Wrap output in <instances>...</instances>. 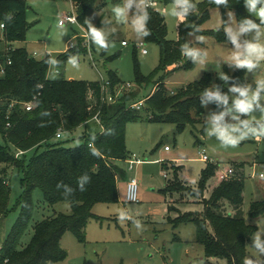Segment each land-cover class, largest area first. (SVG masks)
<instances>
[{
	"label": "trees",
	"instance_id": "1",
	"mask_svg": "<svg viewBox=\"0 0 264 264\" xmlns=\"http://www.w3.org/2000/svg\"><path fill=\"white\" fill-rule=\"evenodd\" d=\"M82 24L98 0H69ZM174 2V0H164ZM197 11L193 10L188 20L179 22L177 39L168 37L165 16L156 9L147 8L149 19L146 26L150 34L143 36L144 42H153L160 47V63L150 75H144L136 60L135 81L141 86L148 84L157 76L154 91L144 101L143 107L152 122L174 123L178 131L188 125L203 121L206 105L213 104L220 110L227 105L210 100L204 103V92L219 89L228 95L232 86L247 87V68L226 65L227 83L219 79L213 87L210 74L202 80L182 86L176 92L169 90L165 71L174 65V70L190 68L194 58L185 56L184 44L191 46L189 36H212L219 42L229 43L225 24L218 29H205L204 23L210 18L213 8L226 12L233 10L240 24L244 19H253L244 0H229L228 7H217L210 0L196 1ZM28 4L26 0H0V24H4L3 41L5 50H0V162L13 164L22 172L24 192L17 200L15 208L20 214L8 237L1 242L0 264H51L65 259L68 252L61 241L67 231L73 232L80 242L86 241L87 224L98 218L93 209L97 203H116L119 201V178H126V170L117 161L130 157L127 149V124L144 118L142 107H132L139 100L138 91L121 88L123 80L117 71L110 69L107 79L116 97L114 102L103 101L102 81L68 79L63 74L49 75L50 55L36 58L26 46H15L16 42L27 40ZM11 16L12 21H7ZM192 22V26L188 23ZM204 45V41H200ZM94 47V40H91ZM86 48L75 45L62 53L57 60L59 65L74 57L76 52ZM137 48H135L134 53ZM119 54L110 56V59ZM3 70V71H2ZM164 73V74H163ZM121 88V89H120ZM237 96L238 93H235ZM28 103L32 109L27 110ZM99 114L102 131L96 135L84 134L83 141L77 146L67 147L64 141H53L62 130L73 132L94 120ZM245 119V118H243ZM60 140V139H59ZM12 145L20 156L10 150ZM44 147L43 150H40ZM34 150L27 160L26 154ZM173 179L168 181L164 193H189L205 196L209 181L216 176L220 164L208 162L200 173L196 185L182 177L183 166L172 162ZM233 174L220 180L209 197L202 200V211L180 213L170 221L178 226L193 222L197 227V241L205 249V264H216L210 258H225L228 264H244L251 238L257 233L258 226L248 223L242 210L245 190V162L232 163ZM166 167V166H164ZM87 176V180H81ZM43 192L49 205L67 201L70 213H56L32 224L34 216L33 191ZM11 186L9 179L0 174V226L11 212ZM169 205L168 211H172ZM232 210V211H231ZM249 215L253 218L264 215V198L250 205ZM34 233L28 243L24 236L30 226Z\"/></svg>",
	"mask_w": 264,
	"mask_h": 264
},
{
	"label": "rangeland",
	"instance_id": "2",
	"mask_svg": "<svg viewBox=\"0 0 264 264\" xmlns=\"http://www.w3.org/2000/svg\"><path fill=\"white\" fill-rule=\"evenodd\" d=\"M147 1L145 0V3ZM155 1L157 5L154 9L159 10L166 18L168 37L177 39L179 21L170 14L174 2ZM26 2L29 6L26 31L28 50L36 58L50 55L49 75L51 77L63 74L68 79L103 81L108 80L107 72L112 69L119 73L124 82L121 88L138 91L139 101H145L154 91L156 82L161 76L141 86L135 81L136 60L144 75H150L160 63L158 44L145 42L148 54H143L135 46L136 42L144 41L143 36L133 30L131 23L136 12L135 4L139 0H135L126 22L118 21L112 12L115 5H122L125 0H98L96 7L88 12L84 23L80 25L66 23L63 29L59 27V21L65 14L74 10L71 1L26 0ZM229 11L233 13L231 18L228 16ZM229 11L224 17L220 8H213L203 28L218 29L224 24L225 28L239 25L236 13L233 10ZM249 14L258 19L255 13L249 12ZM89 21L93 26L105 31L109 42L108 48H99L95 42L94 47L87 45L86 34L89 33ZM255 34L256 30L242 33L239 36L240 44L254 40ZM198 37L200 36L194 34L189 36L191 46L199 49L201 56L207 52V57L204 63L194 59L190 68L174 70V66L177 65L167 68L165 74L163 73L164 81L172 92H176L189 83L198 82L208 74L213 78L212 88H214L218 79L223 80L219 74H226V65L230 70L238 67L224 59L235 51V45L232 42L222 43L212 36H203L204 40H199ZM0 38H3L1 28ZM89 39L92 40L90 36ZM261 39L264 40V35ZM124 40L128 43L127 45H123ZM200 41H204V45ZM77 44L86 50L76 52L74 57L59 65L58 57ZM22 45L26 44L15 43V46ZM135 48L137 52L134 53ZM5 49L6 44L2 41L0 50ZM116 54L119 56L110 59V56ZM73 59H80V61L73 64ZM56 70L60 71V74H57ZM261 78H264V62L252 70L247 69V87L251 90H255L256 81ZM126 83H131L132 86L127 87ZM108 91L110 92V88ZM235 97L237 95L232 92L227 108L232 106ZM259 103L264 105V99H261ZM141 110L145 115L144 118L127 124V149L130 154L129 159L137 156L143 162L133 164L130 168L129 159L117 161L130 177L134 176L138 179L140 201L126 200L127 183L120 179L121 200L119 197L116 203H97L93 211L98 218L88 221L86 241L80 242L73 232L67 231L61 244L68 255L65 259L51 264H205L207 259L205 249L197 241L196 224L185 222L175 226L170 219L187 211H202L204 208L202 200L209 197L216 183L220 181L219 177L216 174L209 181L205 196L196 197L189 193L168 194L162 191L168 181L173 179V170L170 167L174 161H179L184 166V179L196 185L202 169L208 164V161L201 158L203 150L210 157L209 162L218 163L225 169L233 167L234 162H245L246 184L242 210L247 222L258 226L257 233L261 242L264 243V215L256 218L249 215L251 203L264 198V138L256 140L255 137L250 136L240 141L236 147H223L215 135H208L211 117L222 112L213 104H208L205 108L203 121L207 123L190 124L183 131H178L174 123L149 121L147 117H151V114L146 112L143 105ZM236 115L240 116V119H249L252 115L258 119L264 118L261 117L260 109L256 107L251 114L236 113ZM225 122L238 123L231 115L225 116ZM102 129V124L91 120L73 132H65L62 138H55L53 141H64L67 147L77 146L82 143L84 134L96 135ZM0 141L4 143L1 134ZM166 146L169 150H166ZM43 149L44 147L40 150ZM10 150L18 154L12 145ZM34 153V150L27 152V160ZM164 173L168 174L167 178ZM0 174L9 179L11 186V212L1 222V244L12 231L20 214V208H15V205L23 194L24 188L22 172L14 168L13 164L0 162ZM33 200L35 208L32 224L56 213L71 212V205L67 201H60L55 205L46 203L43 192L38 188L33 191ZM169 205L176 209L169 212ZM121 213L125 214L122 218ZM33 233L34 229L31 225L24 236V243L30 241ZM257 233L250 240L246 260L251 259L254 264H264V252H260L255 246ZM209 260L216 264H228L225 258Z\"/></svg>",
	"mask_w": 264,
	"mask_h": 264
},
{
	"label": "clouds",
	"instance_id": "3",
	"mask_svg": "<svg viewBox=\"0 0 264 264\" xmlns=\"http://www.w3.org/2000/svg\"><path fill=\"white\" fill-rule=\"evenodd\" d=\"M134 2L135 0H125L122 5H115L112 8L115 18L120 22H126L130 11L133 9ZM210 2L214 3L217 7L220 5L228 7L229 4V0H210ZM244 3L248 12L255 13L259 23L253 19L246 18L235 27L226 26V34L235 45V51H232L231 54L224 59L235 66L246 67L252 70L264 62V40L261 39V36L264 35V0H244ZM135 7L136 12L131 22L132 28L138 35L147 36L150 34V29L146 26V22L149 19V13L147 11L148 5L145 3V0H139V2L135 4ZM193 10L197 11V3L195 0H174L170 14L181 23L188 20V16ZM232 15L233 13L229 11V18H231ZM5 19L10 22L13 18L11 16H6ZM188 26H192V22L188 23ZM59 27L63 29V24L61 23ZM252 30H256L254 40L245 41V43L241 45L239 36L242 33H248ZM88 35L99 48L109 47L105 31L93 26L90 21ZM198 39L204 40V37L200 36ZM182 51L185 56L198 59L199 63H204L207 57V52H204L203 56H201L199 49L189 47L187 44L183 45ZM52 63L54 64L55 61L53 60ZM72 63L75 64V59H73ZM219 75L225 83H227L229 76L225 73ZM256 85L255 90H251L250 87L232 86L230 92L239 94L233 100L232 106L211 117L208 135H215L223 147H236L239 145L240 141L250 136L255 137L256 140L264 138V118L258 119L256 116L252 115L249 119H240V116L236 115V113L251 114L253 113L254 107H256L260 109L261 117H264V105L259 103L261 99H264V78L258 79ZM204 96L206 97L204 100L205 104L210 100H215L223 105H227L229 102V96L221 94L219 89L215 91L208 89L204 92ZM233 109H235V111H233ZM226 115H231L233 120L238 121V123H226ZM87 179V176L83 177L81 180V187L83 185V180ZM124 215V213H121V218ZM255 246L257 250L264 252V243L261 242L259 233L256 235ZM244 264H254V262L251 259H247Z\"/></svg>",
	"mask_w": 264,
	"mask_h": 264
},
{
	"label": "built area",
	"instance_id": "4",
	"mask_svg": "<svg viewBox=\"0 0 264 264\" xmlns=\"http://www.w3.org/2000/svg\"><path fill=\"white\" fill-rule=\"evenodd\" d=\"M146 4L148 5V8H156V1L155 0H148L146 2ZM73 11L72 12H68L67 14H65L62 19L59 21V24H63L65 25L66 23H69V24H72V25H80V22H79V19H78V16H77V13L75 11V8L73 6ZM157 10V9H156ZM159 11V10H157ZM0 25H3V26H0V28L3 30L5 28V25L2 23ZM87 36V45L89 47H91V40L89 39V35L86 34ZM128 43L124 40L123 41V45H127ZM135 46L140 49L143 54H147L148 53V50L147 48L145 47V42L144 41H140V42H136L135 43ZM80 61V59L78 60H75V63H78ZM3 71V70H2ZM56 73L57 74H60V71L56 70ZM127 87H131L132 84L131 83H126ZM110 88V92L108 91V89ZM102 93H103V101H108V102H114L115 101V96L113 95L112 91H111V86H110V82L108 80H103L102 81ZM144 104V101H139L137 103H134L132 105V107H137V108H140L142 107V105ZM27 110H31L32 109V103H28L27 106H26ZM94 120L98 121L99 123L101 122V119L99 117V114H96V116L94 117ZM65 132L60 130L57 134H56V137L57 138H62L63 137V134ZM166 149H169L168 146L165 147ZM23 154V151H19L18 152V156ZM201 158L205 161H210V157L204 152V150L202 151V154H201ZM143 162L142 159H140L139 157H135V158H130L129 159V163L131 164V167L132 168V165L133 164H138V163H141ZM233 174V169L232 168H228V169H219L217 171V176L219 177L220 180H224V179H227L229 178L231 175ZM263 174H261L262 176ZM164 176L167 178L168 177V174L167 173H164ZM127 201L129 202H139L140 199H139V181L136 177H129V179L127 180V198H126ZM0 249H1V244H0Z\"/></svg>",
	"mask_w": 264,
	"mask_h": 264
},
{
	"label": "crops",
	"instance_id": "5",
	"mask_svg": "<svg viewBox=\"0 0 264 264\" xmlns=\"http://www.w3.org/2000/svg\"><path fill=\"white\" fill-rule=\"evenodd\" d=\"M71 4H72V2H71ZM73 5V4H72ZM26 45V47H27V49H28V41L26 40L25 42H24ZM22 46H24V45H22ZM29 51V50H28ZM148 54V53H147ZM84 126V125H83ZM166 150H169V149H166ZM179 160V159H178ZM175 163H177L178 165H181V163H179V161H174ZM164 164V163H163ZM183 166V165H182ZM220 168L221 169H223L221 166H220ZM183 171H184V166H183V170H182V177H183ZM129 177H130V175H128V173H127V178H119V181H118V189H119V197H120V200H121V191H120V179L121 180H123L125 183H127V180L129 179ZM184 178V177H183ZM219 182V181H218ZM217 182V183H218ZM216 183V184H217ZM95 207V206H94ZM95 213V212H94Z\"/></svg>",
	"mask_w": 264,
	"mask_h": 264
}]
</instances>
